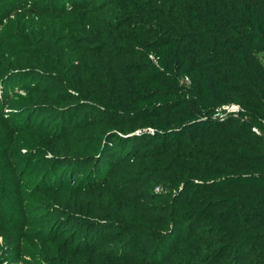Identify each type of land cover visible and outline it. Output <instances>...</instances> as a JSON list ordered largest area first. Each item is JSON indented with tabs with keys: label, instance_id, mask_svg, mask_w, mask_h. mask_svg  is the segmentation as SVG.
Returning a JSON list of instances; mask_svg holds the SVG:
<instances>
[{
	"label": "trees",
	"instance_id": "trees-1",
	"mask_svg": "<svg viewBox=\"0 0 264 264\" xmlns=\"http://www.w3.org/2000/svg\"><path fill=\"white\" fill-rule=\"evenodd\" d=\"M79 2L0 0V264H264V0Z\"/></svg>",
	"mask_w": 264,
	"mask_h": 264
},
{
	"label": "rangeland",
	"instance_id": "rangeland-1",
	"mask_svg": "<svg viewBox=\"0 0 264 264\" xmlns=\"http://www.w3.org/2000/svg\"><path fill=\"white\" fill-rule=\"evenodd\" d=\"M6 2H8L9 0H5ZM82 1L84 0H80V3H82ZM60 9V8H47L46 10L43 9V6L41 7V13H42V17L40 16H37L36 14L35 15H32L30 14L32 11L31 10H27L25 9L24 7H17V10L16 11H12V14H8V11L6 15H3V18L5 20H7V24H9V28H12V29H24L26 27V24H30L31 20L33 18H35V20H38V24L37 26H40L42 28H44L45 26L46 27H49L51 28L52 30L56 29L57 31V34L59 35H62L64 34L65 32H67V27H64L63 24H64V20L66 19V13L67 11H71L72 9L71 8H67L66 7V10L67 11H61V12H57V10ZM40 12H38L37 14L40 15ZM0 15H1V11H0ZM14 16V17H13ZM2 26H3V22L0 21V42H9V44L12 45V50L14 53H19L18 52V49L22 50L23 49V43L20 42H14L10 39L7 38L6 35H4V38L1 37V31H2ZM13 55V54H12ZM2 75V69L0 68V77ZM2 86L0 85V92L2 91ZM2 94V92H1ZM9 99V98H8ZM11 100V99H10ZM236 108V107H235ZM4 110V117H7V114L6 113H10V107H5ZM1 133H3L5 135V132H6V129L4 126L1 127V130H0ZM4 138L5 136H2V141L0 143V165L3 166L4 169H7V168H10L11 166V161L10 160H7L4 155H1L3 150H5V146L3 144V141H4ZM5 166V167H4ZM14 173H12L11 171H7V172H3V171H0V194L2 195H6V196H11V194L9 193L8 191V187L12 184L13 182V179H14ZM7 188V189H6ZM4 202L2 203V206H4ZM9 208V207H8ZM4 210V209H3ZM10 212H11V209L9 208ZM7 212V211H6ZM11 217V213L9 215V217L6 218L5 221H7V219L9 218L10 219ZM28 236H26L23 240L24 241H27L28 240ZM0 243L3 244V238H2V235L0 236ZM19 252L18 249H13V248H7V251H6V256H8L10 259V263L8 264H23V261L26 260V258H22L20 259V252Z\"/></svg>",
	"mask_w": 264,
	"mask_h": 264
},
{
	"label": "built area",
	"instance_id": "built-area-1",
	"mask_svg": "<svg viewBox=\"0 0 264 264\" xmlns=\"http://www.w3.org/2000/svg\"><path fill=\"white\" fill-rule=\"evenodd\" d=\"M236 107V108H235ZM231 109H238V106L237 105H232L231 107H230Z\"/></svg>",
	"mask_w": 264,
	"mask_h": 264
}]
</instances>
